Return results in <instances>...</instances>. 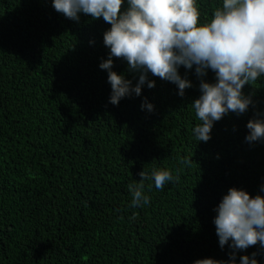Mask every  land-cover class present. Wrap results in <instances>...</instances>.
I'll return each mask as SVG.
<instances>
[{
	"label": "trees",
	"instance_id": "1",
	"mask_svg": "<svg viewBox=\"0 0 264 264\" xmlns=\"http://www.w3.org/2000/svg\"><path fill=\"white\" fill-rule=\"evenodd\" d=\"M197 3L204 21L222 0ZM79 15L66 18L52 0H0V264L229 260L214 209L231 187L264 195V141H245L247 122L264 115V76L244 86L253 100L245 113L230 112L209 141H197L191 104L201 79L215 82V73L198 77L195 65L181 66L192 83L181 97L177 85L149 72L155 87L112 105L108 72L99 67L111 25ZM112 70L133 86L140 75L115 57ZM145 98L153 111L141 109ZM183 157L192 158L190 167ZM153 168L171 170L179 182L157 190L146 180L150 203L130 207L128 184ZM253 252L264 264L259 242L238 251L236 264Z\"/></svg>",
	"mask_w": 264,
	"mask_h": 264
},
{
	"label": "clouds",
	"instance_id": "2",
	"mask_svg": "<svg viewBox=\"0 0 264 264\" xmlns=\"http://www.w3.org/2000/svg\"><path fill=\"white\" fill-rule=\"evenodd\" d=\"M52 0L54 9L66 18L79 21L81 13L93 20L103 18L111 27L103 34L104 45L110 49L108 58L99 67L108 72L111 85L109 102L118 106L122 98L133 94L140 96L142 87H155L148 73L177 85L178 95L192 87L182 78L179 68L192 69L198 77L207 70L215 73V82L201 79L199 98L191 104L196 124L193 132L197 141L207 142L215 122L230 112L238 116L245 113L253 100L245 95L246 84L264 76V0H222L215 7L211 19L201 20L197 0ZM113 57L127 61L128 69L139 72L133 86L123 74L113 71ZM141 109L149 112L154 105L147 101ZM249 144L264 141V115L256 113L246 125ZM179 163L190 167L192 158H179ZM177 172L180 169L176 170ZM141 179L128 184L132 208L150 203L145 194V181H154L157 190H163L169 182H179L167 168H153L149 175L139 173ZM151 184L148 185L149 189ZM260 192H264L261 185ZM216 234L223 249L227 244L232 251L229 260L198 259L193 264H236V253L256 246L264 249V195L252 196L236 187L228 189L214 209ZM137 213L130 219L135 220ZM257 253L243 255L239 264H258Z\"/></svg>",
	"mask_w": 264,
	"mask_h": 264
}]
</instances>
